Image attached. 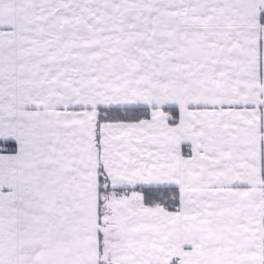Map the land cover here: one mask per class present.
Listing matches in <instances>:
<instances>
[{"label":"snow or ice","instance_id":"obj_1","mask_svg":"<svg viewBox=\"0 0 264 264\" xmlns=\"http://www.w3.org/2000/svg\"><path fill=\"white\" fill-rule=\"evenodd\" d=\"M0 264H264V0H0Z\"/></svg>","mask_w":264,"mask_h":264}]
</instances>
